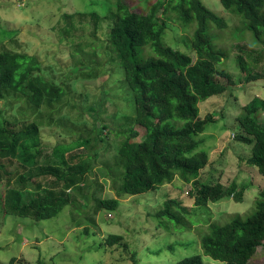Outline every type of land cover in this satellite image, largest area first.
I'll return each instance as SVG.
<instances>
[{"label": "trees", "instance_id": "trees-1", "mask_svg": "<svg viewBox=\"0 0 264 264\" xmlns=\"http://www.w3.org/2000/svg\"><path fill=\"white\" fill-rule=\"evenodd\" d=\"M220 1L236 21L245 22L247 31L253 34L259 47L264 48V0ZM111 6L112 10L107 14L96 11L89 14L95 30L104 19L113 22L108 40H95L88 34L85 40L82 38L86 46L77 44L78 49L72 55L71 73L66 77H56L55 68L42 65L37 55L0 50V100L13 98L14 104L23 103L36 113V117L40 116L38 113L43 108H49L47 121L72 122L68 113L60 114L66 106L77 108L71 104L76 90L67 83V79L91 82L101 77L100 68L111 67V74L116 68H121L132 94V99L126 97L132 112H118L117 115L125 121L116 130L125 136L116 147L115 171L122 170L118 180L116 178L118 193L136 196L173 185L176 179H180L183 184L191 186L190 193L198 207L216 203L225 195L242 201L244 191L238 190L235 182L226 188L220 182L209 183L200 178L211 162L209 153L202 149L207 141L204 134L207 126L216 120L214 114L202 118L199 105L213 97L223 96L233 87L229 80L219 79L220 76L230 79L227 74L220 75L219 65L228 60L231 53L224 46L217 48L209 27L213 25V30L227 31L229 24L208 9L202 0H156L146 15L134 12L125 0H112ZM172 26L190 35L189 41L186 37L181 40L189 52L175 49L166 41L167 34L175 32ZM213 30V34L219 36L218 45L222 36ZM62 41H70V38ZM239 50L243 53L241 48ZM248 54L245 52L246 56ZM236 61L247 75L237 77L233 84L242 81L248 84L261 79L259 74L248 73L249 63L243 55L239 54ZM108 99H111L109 93L103 92L98 106H104ZM260 111H264V100L260 98L242 108L237 121L244 133L234 135L233 139L252 146L247 163L257 168L264 179V125L256 118ZM24 112L26 110L22 114ZM94 119L95 136L82 143L104 142V132L108 127L99 121L97 113H94ZM16 123V120H2L0 125V158L5 161L0 163V182L5 178L9 187L12 186L4 199L6 212L37 222L57 218L66 207H69L68 212L82 214V207H88L90 202L87 193L93 194L95 190L90 179L94 164H85L84 157L77 154L62 160V164L59 161L56 166H39L40 142L33 145L35 155H30L28 147L21 143L22 140L35 142L39 138V124H22V129L17 131L13 128ZM135 126L140 127L143 133ZM78 158L80 165L74 163ZM102 169L109 176V172L114 171V167ZM48 176L55 180L47 182L51 178ZM39 181L52 188L40 190ZM31 182H36L35 189L40 191L24 197L23 190ZM59 186L63 190H59ZM258 196L252 215H236L228 223L209 226V232L200 242L203 255L222 264H249L264 243V187ZM119 204L117 198L98 200L100 209L112 212L118 209ZM180 206L177 200H168L157 216L173 224H181V217L173 210V207ZM182 210L187 211L185 208ZM121 240L119 235H110L106 243L113 245ZM177 264H204V261L201 255H195Z\"/></svg>", "mask_w": 264, "mask_h": 264}, {"label": "rangeland", "instance_id": "rangeland-1", "mask_svg": "<svg viewBox=\"0 0 264 264\" xmlns=\"http://www.w3.org/2000/svg\"><path fill=\"white\" fill-rule=\"evenodd\" d=\"M111 1L0 0V50L37 55L42 65L55 68L56 77H66L71 73L74 63L72 55L78 49L77 44L86 46L82 38L85 40L88 34L95 40H108L113 22L104 19L95 30L89 14L95 11L107 14L112 10ZM125 1L134 12L146 15L156 0ZM202 1L230 26L228 32L213 30L214 26L210 25L209 32L218 49L224 46L231 53L230 58L219 65L220 75L227 74L230 79L226 76L218 78L226 82L229 80L233 87L223 96L213 97L199 105L202 118L207 114H214L216 120L207 126L204 134L207 141L202 149L209 153L211 162L200 178L209 183L220 182L226 188L235 182L238 190L244 191L242 201L232 195H225L216 203L198 207L190 193L191 186L183 184L180 179H176L173 185H165L156 191L121 196L117 180L122 170L115 171L116 147L125 136L116 130L125 121H121L117 115L118 112H132L126 100V97L132 99V94L126 86L123 70L116 68L111 74L109 71L112 68L105 66L100 68L102 74L97 80L74 82L67 79V83L76 90L72 94L71 104L77 108L66 106L60 114L68 113L72 122L47 121L46 113L49 108H43L38 113L40 116L36 117V113L28 110L23 103L14 104L13 98L0 100V125L2 120H16L13 128L18 131L22 129V124H39L40 135L35 142L21 141L28 147L30 155H35L34 143L40 142L41 155L37 158L39 166H56L55 164H60L59 161L62 164V160L79 154L84 157L85 164H94L90 179L95 187L93 194L86 191L89 197L82 192L90 200L88 207H82V214L68 212L69 207H66L57 218L37 222L6 212L4 199L12 186L9 187L7 180L2 178L0 264H177L182 259L195 255H201L204 264H222L202 254V237L209 232V226L213 223H228L236 215H252L255 212V201L264 187V179L257 168L247 163L252 154V146L240 143L237 138L233 139V135L244 133L237 121L242 108L255 98L264 100V48L259 47L253 34L247 31L245 22L236 21L224 9L220 0ZM171 28L175 32L170 31L166 41L175 49L189 52L190 49L181 40L186 37L189 41L190 35L179 32L178 27ZM212 30L222 36L218 45L219 36L213 34ZM66 37L70 41H62ZM238 46L243 53L239 48L234 49ZM245 52L250 54L246 56ZM239 54L249 63L248 73L259 74L261 79L248 84L243 81L233 84L237 77L247 75L237 64ZM103 92L109 93L111 99L106 100L100 108L98 100ZM93 112L108 127L104 132V142L82 143L95 136L96 121ZM256 118L264 125V111L257 113ZM135 128L143 133L140 127ZM1 159L0 163H5ZM79 160L78 158L74 163L80 165ZM106 166L114 167V171L109 172L110 176L102 169ZM35 173L34 170L33 174ZM48 177H51L47 179L49 183L55 180L52 176ZM35 183L31 182L23 190L24 197L26 194L39 192L41 188L50 187L39 181L41 187L37 190ZM58 189L63 190L61 186ZM77 194L80 195V192ZM112 198L120 201L116 211L98 207V200ZM171 199L177 200L181 205V209L173 207L181 217V224L174 225L157 216L164 209L166 201ZM182 208L187 211L184 212ZM110 235H119L122 240L113 245L108 244L106 242ZM249 264H264V243Z\"/></svg>", "mask_w": 264, "mask_h": 264}, {"label": "clouds", "instance_id": "clouds-1", "mask_svg": "<svg viewBox=\"0 0 264 264\" xmlns=\"http://www.w3.org/2000/svg\"><path fill=\"white\" fill-rule=\"evenodd\" d=\"M233 137H234V135H233Z\"/></svg>", "mask_w": 264, "mask_h": 264}]
</instances>
